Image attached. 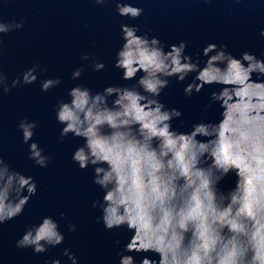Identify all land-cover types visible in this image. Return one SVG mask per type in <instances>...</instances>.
Returning a JSON list of instances; mask_svg holds the SVG:
<instances>
[{"label":"clouds","instance_id":"9594fccd","mask_svg":"<svg viewBox=\"0 0 264 264\" xmlns=\"http://www.w3.org/2000/svg\"><path fill=\"white\" fill-rule=\"evenodd\" d=\"M105 2L94 0L97 6ZM115 5L122 18L137 20L144 12L122 0ZM24 23L6 22L0 11V54L3 38L22 30ZM150 31L138 35L139 28L121 25L124 43L113 68L122 72L123 81L135 83L95 93L77 85L54 109L62 126L60 142L69 136L83 141L72 162L81 171L91 168L92 183L104 193L91 205L100 211L98 223L107 231L126 228L133 233L117 253L119 264H137L130 253L143 254L139 264H157L149 253L158 257V264H264V59L249 52L237 59L226 45L208 44L201 66L199 55L194 61L186 54V41L165 45L149 38ZM39 68L33 65L11 84L0 68V97L36 83ZM91 68L102 72L106 65L93 60ZM82 74V68L75 69L71 80ZM189 77L185 97L205 87L218 86L219 91L211 92L200 121L181 132L173 122L181 120L182 111L166 107L160 97L172 80L183 84ZM61 83L46 79L40 90L47 93ZM214 105L220 118L213 122L208 110ZM36 128L28 118L18 125L28 159L45 169L51 158L33 140ZM229 177L235 181L226 190ZM36 195L34 178L13 170L0 155V226L21 216ZM67 228L77 230L71 224ZM64 241L59 223L47 216L26 229L16 248L42 255ZM62 256L68 264H78L69 249Z\"/></svg>","mask_w":264,"mask_h":264},{"label":"water","instance_id":"95a60500","mask_svg":"<svg viewBox=\"0 0 264 264\" xmlns=\"http://www.w3.org/2000/svg\"><path fill=\"white\" fill-rule=\"evenodd\" d=\"M144 10L137 19L122 18L117 14L115 0H106L97 6L94 0H0V11L6 22L24 20L22 30L5 36L0 68L8 76L9 84L22 73L39 64L36 83L15 88L10 94L0 97V155L15 171L34 178L37 195L32 197L21 216L0 226V264H51L62 256L65 248L76 255L78 264H119L118 252L127 244L133 233L126 228L105 230L98 223L99 209L92 202L102 200L103 191L92 183L93 170L81 171L72 162V154L83 141L67 137L60 142L61 125L56 122L55 106L68 100V91L82 85L93 93L108 86H131L132 81H123L122 72L113 64L117 50L124 41L121 25L139 28L138 35L147 29L149 38L156 37L165 45L186 41V54L195 61L199 55L201 66L205 58L202 49L208 44L226 45L237 59L243 52L264 59V0H122ZM92 59L83 61L82 56ZM93 60L104 63L102 72L92 71ZM82 68L79 80L72 81L71 74ZM137 76V79L139 78ZM61 79L60 86L47 93L40 90L46 79ZM183 84L170 82L160 97L168 108L182 111L181 120L173 122L174 129L188 132L200 121L201 113L209 103L212 91L218 86L205 87L200 94L188 98ZM211 121L218 120L219 106L208 110ZM28 118L37 124L33 140L51 158L45 169L33 165L28 159V145L22 142L18 131L21 120ZM229 177L224 188L234 185ZM65 218L61 219L60 214ZM51 216L60 225L65 236L64 243L51 248L42 255H33L32 250H19L16 241L26 229ZM75 225L76 232H68L67 226ZM119 240V246L116 241ZM137 264L141 255L130 253ZM152 259L158 257L147 254Z\"/></svg>","mask_w":264,"mask_h":264}]
</instances>
